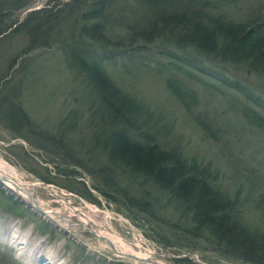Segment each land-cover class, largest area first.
Wrapping results in <instances>:
<instances>
[{
  "label": "rangeland",
  "instance_id": "obj_1",
  "mask_svg": "<svg viewBox=\"0 0 264 264\" xmlns=\"http://www.w3.org/2000/svg\"><path fill=\"white\" fill-rule=\"evenodd\" d=\"M47 1L34 0L29 7L13 12V18L19 21L25 12L42 7ZM232 7L235 16L242 19L264 18V0L224 2L225 9L234 11ZM113 24L126 30L118 20H113ZM25 43L26 38L21 35L0 43V79L7 78L0 94L15 91V99L36 125L35 132L45 136L29 142L14 136L0 122V157L13 165L24 180L35 183L33 190L42 203L60 207L62 198L73 206L91 210L97 220L106 222L126 241L138 242L140 247H133V251L150 249L163 263L251 264L224 256L212 243L189 239L185 230L170 231L162 224L156 228L141 221L119 202L93 189L94 180L86 168L94 162L102 163L104 157L92 140L90 100L94 96L87 88L85 76L67 58L66 50L57 46L34 49L14 58V66H9L10 58L18 55ZM161 46L160 41L152 42L139 51L104 61L103 68L115 85L151 114L159 138L176 146L187 158L209 162L221 190L235 198L241 222L262 231L264 129L246 113L255 111L264 116V112L231 87L189 66L182 53H178V61L159 54ZM187 58L195 66L237 81L264 101V70L249 67L247 62L223 66L201 58ZM168 79L190 89L195 100L187 105L182 103L168 88ZM69 171L70 176L60 175ZM43 176L49 183L42 181ZM63 185L73 190L61 188ZM25 203L0 183V231L13 220L12 233L39 249L35 257L28 258L30 252L18 247L17 242L0 238V259H11L12 264H35L36 257H41V263L56 260L57 264H146L135 259V255L129 257L111 250L86 229L59 228ZM159 233L165 237V243L157 236ZM173 235L187 239L174 240L170 238ZM180 257L188 260H178Z\"/></svg>",
  "mask_w": 264,
  "mask_h": 264
},
{
  "label": "trees",
  "instance_id": "obj_2",
  "mask_svg": "<svg viewBox=\"0 0 264 264\" xmlns=\"http://www.w3.org/2000/svg\"><path fill=\"white\" fill-rule=\"evenodd\" d=\"M33 1L0 0V43L17 35L26 38L9 66H14V58L34 49L57 46L66 50L67 58L84 74L94 96L90 100L92 140L104 157L102 163L86 168L94 180L92 188L156 228L162 224L170 231L185 230L189 239L212 243L226 257L264 264V229H250L241 222L235 198L221 190L209 162L187 158L159 138L151 114L115 85L103 68L104 61L160 41L159 54L178 61V53H182L189 66L231 87L264 112L259 96L187 58L223 66L247 62L249 67L264 70V18L235 16V7L234 11L224 8L228 0H48L42 7L25 12L19 21L13 18V12ZM113 20L125 24L126 30L118 29ZM4 78L0 88L7 84ZM166 84L185 105L195 100L190 89L173 79ZM246 116L264 129V116L259 112H247ZM0 122L14 136L29 142L45 136L35 132L36 125L15 99V91L0 94ZM60 175L70 176L71 172ZM41 178L49 183L45 176ZM85 191L90 194L88 187ZM261 218L264 225V206ZM180 222H185L184 226L179 227ZM157 236L165 243L164 236ZM0 264L12 261L4 257Z\"/></svg>",
  "mask_w": 264,
  "mask_h": 264
},
{
  "label": "bare ground",
  "instance_id": "obj_3",
  "mask_svg": "<svg viewBox=\"0 0 264 264\" xmlns=\"http://www.w3.org/2000/svg\"><path fill=\"white\" fill-rule=\"evenodd\" d=\"M0 183L3 188L12 192L18 196L24 202L30 204V206H37L42 214H40L46 220L54 223L61 229L77 230L86 229L91 233H94L100 241L107 247H111L112 250L117 253L130 254L135 259L140 260L146 264H168L163 263L160 259L155 258V252L150 249H143L142 251L135 252L133 247H140L138 242H129L125 238L116 233L111 227L104 221H99L95 218V214L91 210H83L80 207L73 206L68 200L60 198V207H49L42 203V200L35 194L33 187L35 183L24 180L18 174L15 167L9 164L6 160L0 157ZM38 185V184H37ZM7 228L2 229L0 232L1 239L8 240L14 244H19L18 247L30 252L28 258L35 257L37 247L31 245L27 241L19 240L21 236L14 235L12 233L13 220ZM22 234V233H21ZM24 234V233H23ZM27 237V236H26ZM36 240V239H35ZM39 243V242H38ZM39 245V244H38ZM109 245V246H108ZM17 247V248H18ZM109 247V248H110ZM11 248V247H10ZM47 251V250H46ZM40 253V252H39ZM23 254V253H22ZM28 254V253H27ZM65 255V254H64ZM64 255L62 256L64 258ZM135 255V256H134ZM40 256V255H39ZM41 257L35 258V264H57L56 260H48L45 263H41ZM26 259V258H25ZM63 261V260H62ZM64 262V261H63ZM64 264V263H63Z\"/></svg>",
  "mask_w": 264,
  "mask_h": 264
},
{
  "label": "water",
  "instance_id": "obj_4",
  "mask_svg": "<svg viewBox=\"0 0 264 264\" xmlns=\"http://www.w3.org/2000/svg\"><path fill=\"white\" fill-rule=\"evenodd\" d=\"M1 182V181H0ZM25 205L26 206H29V207H31L34 211H36L38 214H42V212L40 211V209L37 207V206H30V204L29 203H25ZM124 255H126V256H129V257H132V256H130V255H128V254H124Z\"/></svg>",
  "mask_w": 264,
  "mask_h": 264
}]
</instances>
